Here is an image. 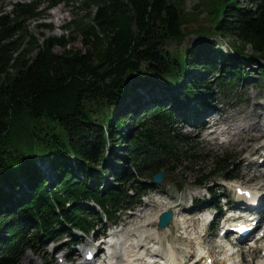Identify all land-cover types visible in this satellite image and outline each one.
<instances>
[{
  "label": "trees",
  "instance_id": "16d2710c",
  "mask_svg": "<svg viewBox=\"0 0 264 264\" xmlns=\"http://www.w3.org/2000/svg\"><path fill=\"white\" fill-rule=\"evenodd\" d=\"M68 1L0 10V264L64 237L77 246L76 232L98 236L96 222L139 207L162 171L213 160L196 186L236 179L235 164L204 156L179 126L204 130L213 101L264 59V0H200L201 21L184 0H86L89 21L64 27L77 25L85 50L68 49L75 39L65 35L26 40L30 21ZM192 35L202 43L182 47ZM213 36L232 45L224 51ZM214 199L195 205L221 210Z\"/></svg>",
  "mask_w": 264,
  "mask_h": 264
},
{
  "label": "rangeland",
  "instance_id": "374dc122",
  "mask_svg": "<svg viewBox=\"0 0 264 264\" xmlns=\"http://www.w3.org/2000/svg\"><path fill=\"white\" fill-rule=\"evenodd\" d=\"M23 1L25 0H0V10L3 9L6 12H11L14 4ZM85 1L69 0L68 3H62L54 9L48 10L45 18L37 22L30 21V24H32L26 35V40L31 41L34 39V41L42 44L48 38L65 35L66 38L75 39L68 49L85 50L82 45V36L77 30V25L75 24L68 29L64 28L71 22L81 24L89 21L87 18L89 11L82 4ZM199 1L184 0L181 7L186 14L196 16L201 21L205 18V14L201 15L198 13V9H196ZM239 1L242 6H248L247 0ZM94 12L95 9H93ZM188 19V29L195 28L198 25L190 17ZM43 23L51 25V28H40L39 25ZM213 39L216 40L218 46L224 51H227L229 45H232L230 40L221 38L220 36H213ZM201 43L200 38L192 35L185 40L182 47L191 49L193 46ZM168 47L170 50H174L176 45L170 43ZM37 51L38 49L34 50L33 56L36 55ZM55 51L62 54L64 49L57 47ZM255 58L258 60V66H252L249 69L251 73L249 78L238 83L234 82V86H227L226 89H228V92L225 95L219 94L215 101H213V105L217 106L216 112H213L212 115L205 118L206 125L204 130L197 131L186 125L179 126L182 132L192 137V141L198 146V149L204 156H218L227 159L228 164H235L231 168L230 175L236 176V179L225 181L221 175H218L209 185V192L207 189L196 186L195 183L203 174H206V171L209 172L215 168V162L213 160L199 162L197 164L198 166H194V170L191 171H185L183 169V167L188 166L185 163L176 173L168 175L163 183L159 185V190L144 196L142 198V204L133 211L132 209H127L119 212L115 221H109L105 218H103V224L97 221L98 226L96 228L99 231V235L95 238L98 241L93 240V235L84 237L82 233L76 232L75 238L79 241L78 246H75V244L64 237L62 240L50 243L38 255H34L30 251L26 252L19 264H60V262L63 264H79V262L86 258V252L90 248L89 245L96 243L101 248L104 246L100 234L107 228L105 231L106 234L116 232V240L125 241V243H128V246L130 244L135 245L138 241L144 243V239L146 243H149L154 239L153 236L150 237V233L155 232L157 229L163 230L159 227V220L158 222H154L153 218L158 215L160 218L163 212L166 213L168 211L166 207H172L173 212L176 211L179 215V223H182L185 219L190 221L183 226L178 224L171 229V233L173 237L178 239L180 247L184 249L188 248L190 246L189 240L198 236L200 237L199 243L211 251L217 264H220L225 258L226 253L218 242L221 241V226L219 225H222V222L217 227L216 221L221 216V212H224L228 208H233L238 202L235 194L236 191L232 190V185H238L243 189L255 188L261 190L263 188L264 190V178L259 181L250 180L251 173H249L250 162L255 161L256 164L264 165V150L262 149L256 152V149L264 144V133L262 135L260 134L264 132V128H259L251 134L245 131L239 133L243 127H246L248 131L249 129L247 128L249 126L256 128L264 125V80L261 81L259 79V70L264 67V59H258V56H255ZM245 64L246 66H251L249 62H245ZM215 93L217 94L218 90H215ZM233 133L235 134V139L238 138L240 141L229 144V139L232 138L231 134ZM248 137L252 138L247 140L246 138ZM123 149H126V147H123ZM189 167L191 168L192 165H189ZM198 170L203 172L198 174ZM259 171L263 172L264 167H261ZM182 184L184 188L180 190L179 186ZM212 198H215V203L219 204L218 206L221 207V211H215V209L209 206L210 204L195 205L196 201ZM154 202H157L159 206L154 204ZM226 202L229 205L225 208ZM245 206L243 205V207ZM210 217L216 221L209 227L206 220ZM104 224L106 225L105 227ZM112 225H117V227L115 229L111 228ZM188 226H191V229L188 235H184V229H187ZM228 240L231 244L233 243L232 240ZM165 244L166 240L165 242L163 240L160 248H158L159 251L167 250ZM192 245L193 256L191 258H194L196 255V247L194 244ZM243 246L240 248L242 251H247L251 247V245L246 244ZM231 247L235 249L237 246ZM263 248L264 242L260 244L256 243L255 249L250 253H246L245 255L241 254L245 262L244 264H264ZM116 256H118L117 252ZM191 258L189 256L186 257L185 261H182L183 264L186 261L189 262ZM94 262H96V259Z\"/></svg>",
  "mask_w": 264,
  "mask_h": 264
},
{
  "label": "bare ground",
  "instance_id": "6f19581e",
  "mask_svg": "<svg viewBox=\"0 0 264 264\" xmlns=\"http://www.w3.org/2000/svg\"><path fill=\"white\" fill-rule=\"evenodd\" d=\"M259 128L260 129L264 128V125L260 127H256V128H252L251 126H249L247 128L249 129L248 131L246 130V127H243L240 129L239 133H243V131H245L246 133L251 134V133H254L255 130ZM256 133H259V132H256ZM263 133L264 132L260 134L262 135ZM234 135H235L234 133L231 134L232 138L229 139L230 140L229 144L237 143V141H240L238 140V138L235 139ZM251 138L252 137H248L246 139L249 140ZM262 149L264 150V144L260 146L259 148H257L256 152ZM261 167H264V165L256 164L255 161L250 162V170H249V173H251L250 180H256V181L263 180L264 171L263 172L259 171ZM239 188L241 187L238 185L232 186V189L236 190L235 194L238 200V202L235 204V206H233V208L242 210L241 209L242 206L248 204L244 210H250L249 204H253L259 207L260 213H263L264 212V194H263L264 190L263 188L261 190L255 189V188H247V189H242V188L239 189ZM154 204L159 206L157 202H154ZM166 208L168 211L171 210L173 212V210L171 209L172 207H169V208L166 207ZM253 215L254 214H252L251 216ZM173 216H174L173 221L169 227L163 230L157 229L158 231L156 230L155 232L150 233L151 234L150 237L153 236L154 239L153 241H150L149 243H146V240L142 239L144 243H140V241H138L135 245L130 244L128 246V243H125V241H120L119 239L115 240V238H111L110 240L112 242L111 248L117 251L118 256L110 260L109 263L105 262L104 264H183L182 261H185L186 257L189 256L191 258V256H193V253H192L193 245L192 244H194L196 247V252H195L196 255L194 256V258L192 257L189 262L186 261L185 264H217L215 258L213 257L214 255H212V253L209 250H207V248H205L204 245L199 243L200 237L198 236H196L195 238H191L189 240L190 246L188 248L184 249L180 247L178 243V239L173 237L171 233V229H173L178 224L183 226L190 221L188 219H185L182 223H179V220H178L179 215L176 213V211L173 212ZM158 220H159V215L153 218L154 222H158ZM258 220H260V218L256 219L255 221H258ZM190 229H191V226H188L187 229H184V235H188V232L190 231ZM163 240L164 242L166 240L165 245H166L167 250L159 251L158 248H160L161 244L163 243ZM99 247L100 246H98V251L96 252V257L98 256L99 250H101V247L100 248ZM232 248L233 247H230V245L227 246V249L224 248V252L226 253V255L231 254L230 252L232 251ZM247 252L250 253L251 249H249ZM244 263L245 262H244L243 256L240 253L235 254L233 251L232 255H229V257H226L223 261H221L220 264H244ZM60 264H63V263L60 262ZM79 264H91V262L87 260V257H86V259L79 262Z\"/></svg>",
  "mask_w": 264,
  "mask_h": 264
},
{
  "label": "water",
  "instance_id": "95a60500",
  "mask_svg": "<svg viewBox=\"0 0 264 264\" xmlns=\"http://www.w3.org/2000/svg\"><path fill=\"white\" fill-rule=\"evenodd\" d=\"M168 172L167 171H162L158 174H156L153 177V183L160 185L163 183V181L168 177ZM173 221V212L171 210L167 211L166 213H163L160 217L159 220V227L162 229L167 228L171 222Z\"/></svg>",
  "mask_w": 264,
  "mask_h": 264
}]
</instances>
